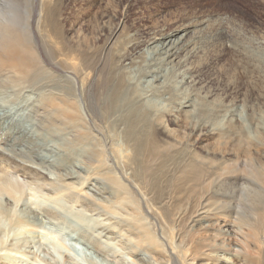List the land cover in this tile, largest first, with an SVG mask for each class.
<instances>
[{
    "label": "rangeland",
    "instance_id": "374dc122",
    "mask_svg": "<svg viewBox=\"0 0 264 264\" xmlns=\"http://www.w3.org/2000/svg\"><path fill=\"white\" fill-rule=\"evenodd\" d=\"M8 3L17 4L23 18L27 12L31 13L38 49L43 59L48 62L50 60L47 52L37 33L39 30L35 29L37 23L41 22L40 29L49 34V43L55 49L51 53L55 59L52 68L58 74L52 73L54 81L52 79L51 83L46 84L47 91L51 89L48 95L52 93L54 84L55 87L59 84L60 87L68 89L72 94L71 98L76 100L89 122L88 127L95 133L97 128L108 127L107 130L114 134L120 123H125L123 125L126 126L122 127L124 131L127 130L123 132L128 138L131 132H139L137 143L132 147V152H129L132 154L128 153L129 160L136 163L135 170L131 171L132 178L138 182H142L144 178L141 161L138 160L146 153L148 145L153 142H168L174 146V150L170 155L162 157L154 168L147 182L145 194L148 199L144 197L146 200L133 192L122 179L120 168L111 162L107 163V168L102 173L111 172L118 176L129 191H126L129 195L126 197L128 205L119 207L110 196L114 187L109 185L104 175H98V178L91 175L88 178L79 169L81 163L74 164V172L62 168L58 170L51 165L53 159L50 155L56 156L66 150L74 154L76 147L70 148L62 140L47 134L53 127L50 123L53 119V115H50L52 111L45 115L48 118L44 117L46 120L43 123L41 120L44 115L41 118L32 116L31 107L36 103L40 87L37 86L38 91L35 84L31 83L24 90H3L0 93V216L6 219L2 220L0 217V224L4 225H0V264H176L171 256L168 240L176 231L174 215L188 198L190 186L186 182V185H181L180 182L176 184L174 174L176 176L185 159L197 154L209 159L216 168H220L222 163L233 166L238 159H248L258 169L259 176L238 164L239 170L243 168L242 172L245 170L246 174L244 172L242 175L238 170L241 175L236 172L237 175L229 178L227 183L222 181L221 187L212 190L209 204L215 216L212 220L214 234L204 229L200 221L187 227L191 232L187 238L189 262L226 264L223 261L214 263L208 258H222L225 255L213 254L211 249H218L221 245L217 241L221 239L217 235L221 229V213L218 214L215 210L223 203H229L230 206L237 207L247 220L246 223H240L242 227L245 226L241 227V234L235 230L238 234L234 235L236 247L233 264H257L261 255L254 247L257 241L253 232L254 227L259 225L253 222V227L248 226V220L256 210L258 202L256 187L264 177V0H0L3 7L8 6ZM203 21L207 22V29H202L204 38L206 36L203 51L187 61L184 67L171 71L168 83L163 85L165 87L153 89L154 99L147 102L144 97H140L138 93L141 89L131 80L134 76L145 79V57L154 39L161 34L172 33L182 25H195ZM189 37L191 35L187 38ZM53 41L56 44L60 42L61 49L55 48ZM73 54L80 55L83 60L90 57L85 61H88L87 65L83 63L87 68L90 67V74H87L89 79L85 82H81L82 74L64 70L68 64L71 67L74 65V60L71 59ZM184 77L188 80L183 82ZM123 92L127 97L124 105L128 106L122 114L123 119H109L106 115H115L112 108L119 104L118 97ZM185 103L188 104L187 108L181 109V105L184 106ZM170 112L179 118L176 123L169 115ZM136 114H139V118H136ZM103 115L106 119L104 121ZM133 116L135 118L132 120ZM157 118L164 119V123L172 131L170 138L156 132L154 121ZM46 123L51 126L47 127ZM202 125L216 131L214 138L198 136V129ZM233 131L240 132L236 140L229 136ZM11 134L16 139L9 140ZM27 135L43 140L47 138L45 144L39 147V150L44 149L36 150L34 153L37 154H34L20 140ZM122 141L126 142L127 138H122ZM58 146L62 151H59ZM41 155L50 160L46 159L43 163ZM48 163L50 164L47 165ZM66 175L70 178L73 176L75 180L65 179ZM64 179L70 183H64ZM6 180L17 185L18 190L13 197L2 192L1 187ZM67 193L77 196V199L71 198ZM165 201L168 203L163 205ZM58 204L63 208L64 214L73 217L72 220L79 222V217L87 220L92 227L96 224L94 229L84 230L83 233H87L84 235L54 219V213H59L53 208L58 207ZM37 207L43 211L45 207V211L51 216L44 215V212L42 215L38 214L40 211ZM147 208L157 213L160 221L152 218ZM26 210L32 211L29 213L34 218L32 221L35 225L18 224V228L9 214L16 216L20 212L27 213ZM140 216L144 217V223L150 231L149 240H144L134 221H130L133 217ZM126 218L129 220L126 221ZM6 223L7 226L8 223L9 226L13 223V227L8 228ZM181 224L185 228L186 219ZM112 226L118 233L110 232ZM10 228L14 229L11 233ZM2 229L7 230L1 231Z\"/></svg>",
    "mask_w": 264,
    "mask_h": 264
},
{
    "label": "bare ground",
    "instance_id": "6f19581e",
    "mask_svg": "<svg viewBox=\"0 0 264 264\" xmlns=\"http://www.w3.org/2000/svg\"><path fill=\"white\" fill-rule=\"evenodd\" d=\"M18 7L19 6H17V4H14V3H8V6H6V7H3L2 5H0V93H2L3 90L13 91L14 88H20V89L24 90V89H27L26 88L27 85L31 86V83L35 84L34 87L38 91H39V87H40V92L37 95L38 98L36 100V103L31 107L33 110V112L31 111L32 116L35 115L36 117L41 118V116L44 115V116H42L43 119L41 120V123H43V121H45L48 118V117L46 118L45 115H48L50 113V111H52L53 113L51 112L52 114L50 113V115H53V116H51L53 119H52V122H50V123L53 124V127L51 129H49L47 134L51 135L52 137H56V138L62 140L70 148L76 147V148H74V150L72 149L73 152L76 151V153H74V154L72 152L71 153L66 152L67 150L65 149L66 151H64L62 153H58L56 156L50 155V157L53 159L51 161V162H53L51 164L53 167L58 168V170L62 168V169H68L71 172H74L73 171L74 164L76 163V165H79L81 163L82 165L79 166L80 167L79 169H81L85 173V175L88 176V178H90L91 175H93V176L96 175V177L98 175L99 176L104 175L105 178L107 179V182L110 183L109 185H112L114 187V192L110 191L111 192L110 196L113 199V202L115 205L118 204L119 207H120V205L121 206L122 205L123 206L128 205V203H127L128 201H126L127 200L126 197L129 196L126 193V191H128L127 187H126L127 185L122 183L120 181V178L118 176H115L111 172L102 173L107 168L106 167L107 163L111 162L112 164H115V166L120 168L121 174H122V176H121L122 179L128 183V186L133 190V192L141 195L143 198L144 197L146 198L147 195L145 194L146 193L145 190L148 187L147 182H148L150 176L152 175L154 168L159 164V161L161 160L162 157L170 155V153L174 150V146L168 142H165V143L153 142L150 145H148L147 149H145L146 153H144L142 155L141 159L138 160V161H141L140 167H141V170L143 171L144 178H143L142 182L141 181L138 182L137 180L132 178L131 177V171L135 170L136 166H134V165L136 163L129 160L128 153L132 152V147L134 146V144L137 143L136 140H138L137 137L139 136V134H138L139 132L138 133L136 131L131 132V134L129 135L130 137L128 138L127 135L124 133V132H127V130L124 131L123 127H122V125L125 123H123V124L120 123L121 125L119 124L120 126L118 125L119 127L117 126V129L114 130V134H112L110 131L107 130L108 127L107 128H105V127L97 128L96 133H95L94 131H92L88 127L89 122H87L85 115L82 114L81 109L79 108V105L76 102V100L71 98L72 97L71 92L68 89H64L63 85H62L63 87H60L59 84H57V80H55V82L58 86L55 87V84H54V88L52 90V93L48 95V91H50L51 89L48 88L49 90L47 91V89H46L47 85L46 84L51 83L52 79L54 81V78L52 77V73H54V75H55V73H57V72H55L56 70L54 71L52 68V65H53L52 63L55 62V59L51 55V53H52V51H55V49L53 48V46L51 47V45H50L51 42L49 43V34L47 33V31H43L40 29L41 22L37 23L35 29L39 30L37 33L39 35V38L41 39L40 41L42 43L44 50L47 52L48 59L50 60V62L45 61L43 59L39 49H38V42H37L38 38L35 36L36 34H34L35 31L33 32L32 15H31V13L27 12L25 14V18H23L22 14L20 16ZM202 29H204V30L207 29V22L206 21H203L199 24L197 22V24H195V25L194 24L182 25L179 28H177L175 31H173L172 33H169L167 35L161 34L162 36L159 35L160 37L157 35L159 38L158 37L155 38L154 41L150 45L151 49H149V50L147 49L148 50L147 56L145 57V58H147V63H146L145 59L143 58V60L145 61L144 64L147 67V73L145 74L146 75L145 79L142 80L138 76H134V78L131 80L134 84H136V86L138 88L141 89L138 93V95L140 97H144L147 102L149 101V99H152V98L154 99V97H152L153 96L152 93L154 92L153 89L165 87L163 85H166L168 83L167 81L169 80V77L172 74L171 71H174L176 68H179V67L182 68V66L184 67V65L187 64V61L191 60L193 57L195 58V56H197V54H199V52L201 50L203 51V49H204L203 43H204V39L206 38V36L204 38V35L202 34V31H203ZM190 35H191V37L187 38ZM54 43H55V48L61 49L62 46H61L60 42H57V44H56V42H54ZM145 52H146V50H145ZM87 56H90V55H87ZM87 58H90V57H87ZM91 58H95V57L91 56ZM71 59L74 60V65H72V67H71L68 64V66H70V67L68 68V66H67V68L65 67L66 69H64V70H67L68 72L73 71V72H76L78 74H82V75H80L81 79H82L81 82H85L86 80H88L89 75H87V74H90L89 73L90 67L87 68V66H85V64H83V63H86V65H87L88 61L85 62L86 59L83 60L80 57V55L78 56L76 54L75 55L73 54ZM66 62H63V64H66ZM48 63H50L51 65ZM141 69H144V68H141ZM91 71H92V69H91ZM136 77H138V78H136ZM33 79H35V80L33 81ZM72 80H69V81L72 82ZM181 80L182 79H180V81ZM185 80H188V79H186L184 77L183 82ZM71 82H69L68 84H71ZM81 82H79V83H81ZM142 83H143V85H141ZM37 86H39V87H37ZM137 87H135V88H137ZM183 90H185V89H183ZM141 91H142V93H141ZM162 93H163V91H162ZM123 94H124V92H123ZM123 94H121V96L118 97L119 104L114 105L113 106L114 108H112L113 111L111 110L115 115H106L107 117H109V119L116 118L118 121L120 119H123L122 114L124 113L125 109L128 107V106L124 105V102L126 101L127 97L125 96V94L124 95ZM163 98L164 97H162V99ZM10 100L11 99H9V101ZM2 102H1V104H2ZM57 102H59V103H57ZM152 103H153V101H152ZM186 103H188V102H186ZM186 103L184 104V106H183V104L181 105V109L183 107L187 108L188 104H186ZM149 105H151V104H149ZM158 106H160V105L158 104ZM109 110H110V108H109ZM174 111H176V110H174ZM1 115H3V114H1ZM169 115L175 119V121H173V122L176 123V121L179 120V118H177L176 115H173L172 112H170ZM129 116L131 117L132 115H129ZM135 116H136V118H139V114H136ZM44 117L46 119H44ZM90 117L93 119L92 116H90ZM103 117L105 118V115H103L102 118ZM178 117H179V115H178ZM104 118L102 119L103 121L106 120ZM133 118H135V117L133 116L132 120H133ZM92 119H91V121H92ZM126 119H127V117H126ZM135 120H137V119H135ZM163 120L161 118H157L154 121V128H155L156 132L165 135L167 138H170L172 135V131H170V128H168V125H166ZM93 121H95V120H93ZM123 121L125 122V120H123ZM50 123H49V125L46 123L47 127L51 126ZM123 126H126V125H123ZM39 127H41V126H39ZM215 132L212 128H208L206 125H202L198 129V136L199 137L200 136H208V137L213 136V138H214ZM239 133L240 132L233 131L229 136L231 139L236 140V138L239 136ZM112 135L116 136L117 138L113 137ZM39 136H41V135H39ZM7 137H8V135H7ZM33 137H29L27 135L26 137H24L23 139H20V140L23 141L24 144L28 145V147L31 148L30 150L33 151V153H34V151L39 150V147L41 145L45 144L44 141L47 138L45 140H43L42 138H37L36 136H33ZM125 137L127 138L126 142L122 141V138L124 139ZM9 138H10L9 140H12L13 138L16 139L14 134H11V136H9ZM262 138H263V136H262ZM52 140H53V138H52ZM46 143H47V141H46ZM22 144H20V145H22ZM74 144H76V145H74ZM59 146H58V149H59ZM20 147H22V146H20ZM56 149H57V147H56ZM42 150H39V151H42ZM60 150L62 151V149H59V151ZM133 151L135 152L136 150H133ZM49 153H51V152L49 151ZM34 154H37V153H34ZM129 154H132V153H129ZM38 157H40V156H38ZM132 157H130V158H132ZM40 159L44 163V161H47L46 159H49V158L43 157L41 155ZM131 162H133V163H131ZM250 162L251 161H249L248 159H241V160L238 159L237 163L233 164V166H231V165L226 166V163H222L220 165V168L219 167L216 168V167H214V165L212 163H210L209 159L205 158L204 156L197 154V155H191L190 157H188L187 159L184 160V162L182 163L181 166H179V169H178V172L176 173V176L174 174V177H175L174 182L176 184L178 182H180L181 185H186V183H187L190 186V193H189L188 198L179 206L178 210H176V213L174 215L176 231H175V233L173 232L171 239L168 240L170 253H171V256H172V258L176 264H191L189 262L190 261L189 260L190 255H188V249H187L188 248L187 238H189L188 235H189L190 231L187 230V227H190L192 224L194 225V223H196V222L199 223V221H200L201 223H203L204 229H206L208 232L214 234V229H212V220L215 219V216H214V211L211 209V205L209 204V201L212 200L211 199L212 194H213V193L211 194L212 190L214 191L215 189L221 187L223 182L227 183V181L230 180L229 178H232V176L234 177L235 174L236 175H237V173L240 174L243 171V168H240V169H242L240 171L238 164L244 165V167H246L247 170L248 169L252 170L253 173H256V175L259 176L258 169L256 167H254L253 164ZM49 164L50 163H48L47 165H49ZM238 170L240 171V173L237 172ZM64 171H66V170H64ZM106 171H108V169ZM244 172H245V170H244ZM244 172H242L241 174L244 175ZM64 174H66V173H64ZM245 174H246V172H245ZM66 176L67 177H64V178L68 179V180L73 178V176L71 178L68 177V175H66ZM86 176H84V178ZM262 179H263V181L260 182L259 185L256 187L257 192H258V202L256 204V210L252 214L251 218L248 220V222H250L249 223L250 225H248V226L253 227V222H256V224L259 225V226L254 227L255 232H253V234H254L253 236H255L256 241H257V244L254 247H255V249H257V252L260 253V255H261L257 264H264V254H263V251H264V222H263V218H264V177ZM65 182H66V180L64 181V183ZM1 183H2V181H1ZM68 183H70V182H68ZM74 183H72V184H74ZM69 186H70V184H69ZM1 189H2V192L4 191L5 193H8L11 197H13L14 193L18 190L17 185H13L8 180L5 181V185H2ZM111 189H112V187H111ZM104 191H107V189H105ZM0 192H1V190H0ZM101 193L109 194L107 192H101ZM67 194L69 196H71V198L77 199V196H72L71 193H67ZM9 195H7V196H9ZM65 195H66V193H65ZM215 195H217V194H215ZM58 198H56L55 200L58 201L57 200ZM107 198H110V197H107ZM146 199H148V198H146ZM215 199H217V198H215ZM102 201H103V199H102ZM169 201L170 200H168V202ZM168 202L165 201L163 203V205L164 204L166 205ZM0 203H2V201H0ZM8 206H9V204H8ZM59 206L60 205L58 204V207L53 208V210L58 212L60 215L57 213H54L55 217H53L54 215L52 217L56 220H59V222H61L63 225H65L67 227L69 226L74 230V232L77 231V232L82 233L84 235H87V233L86 234L83 233L84 230H93L94 229V226L96 224H94V226L92 227V225L87 220H84V219L82 220L78 217V216H80V214L78 216L76 215V218L78 217L79 222L72 220L73 217L70 218L69 216L66 215V213L64 214V212L62 210L63 208H61ZM130 206H131V204H130ZM153 207H155V206H153ZM157 208H159V207H157ZM39 209L40 208H38V211H40V212L38 214L42 215V212H44V215L51 216L49 214V212L45 211V207H44V211H43V209H40V210ZM13 210H12V212H13ZM49 210H51V209L49 208ZM147 211H148L149 215L152 216V218L156 219L157 221H160L157 213H154L153 210H150L149 208H147ZM215 211H218V214L221 213V224H220L221 229L217 232V235L219 237H221V239L217 240V241L218 242L220 241L221 245H220V248L214 249V250L211 249V251H213V254L221 253L222 255L223 254H225V255L222 258L221 257L215 258L214 256H212L211 258L208 256L210 259L208 257L207 258H208V260H213L214 263L216 261H221V262L223 261V263L226 262V264H233L235 262L234 252H235V247H236L234 235H237L238 233L241 234L240 231H241L242 225H240V223H246L247 220L245 218H243V216L240 213V210L237 207H232V206H230L229 203H223L222 206L219 209H216ZM24 212L23 213L20 212L19 214H16V216H13L11 214H9V215L11 216L12 221L17 225V227H18V224H24V223H27L29 225H35V222L32 221L34 218L32 219L31 218L32 216L30 217V213L32 211L30 213L27 210H26L27 213H24ZM110 213L111 212H109V214ZM32 214L35 215V213H32ZM0 215L2 216V214H0ZM70 215H72V214H70ZM124 215H126V214H123V216ZM33 217H35V216H33ZM56 217H58V219ZM142 217L141 216L138 218L133 217L130 221H134V224H136L135 225L136 229L139 230L138 232L140 234H142V238L144 240H147V239L149 240L150 231H149V229L147 230V227H146L147 225H145L144 219H143L144 217L143 218ZM1 219H2V217H1ZM4 219H6V218L4 217ZM4 219H2V220H4ZM183 219H186L187 226H185V228L181 224ZM38 220H39V218H38ZM127 220H129V218H126V221ZM84 221H86V222H84ZM0 222H2V221H0ZM12 224H10V225L12 226ZM131 224H132V222H131ZM1 226H4V225H1ZM5 226H7V223L5 224ZM11 226H9V223H8L7 227L9 228ZM38 226H40V225H38ZM243 227L245 228V226H243ZM6 230L7 229H4V230L2 229L1 231H6ZM13 230L14 229L11 230V228H10V230H9L10 233ZM235 230H238L239 232L237 233V232H235ZM110 232L111 233H118L117 229L113 226L111 227ZM5 235H7V234H5ZM5 235H3V236H5ZM243 237L244 236H242V238ZM163 238H164L163 240H165V236ZM245 240H246V238H245ZM148 243H149V241H148ZM212 247H213V245H212ZM156 248H157V245H156ZM160 253H161V251H160ZM2 264H6V263L3 262ZM10 264H12V263H10Z\"/></svg>",
    "mask_w": 264,
    "mask_h": 264
}]
</instances>
